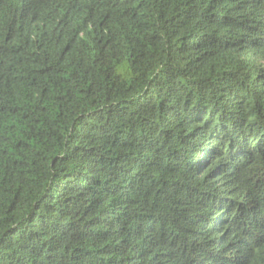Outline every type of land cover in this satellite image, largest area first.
<instances>
[{"label":"trees","instance_id":"16d2710c","mask_svg":"<svg viewBox=\"0 0 264 264\" xmlns=\"http://www.w3.org/2000/svg\"><path fill=\"white\" fill-rule=\"evenodd\" d=\"M0 264H264V0H0Z\"/></svg>","mask_w":264,"mask_h":264}]
</instances>
